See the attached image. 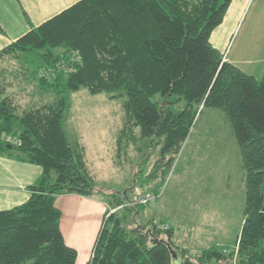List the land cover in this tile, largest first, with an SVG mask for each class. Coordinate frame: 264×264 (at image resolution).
I'll use <instances>...</instances> for the list:
<instances>
[{
  "label": "trees",
  "instance_id": "trees-1",
  "mask_svg": "<svg viewBox=\"0 0 264 264\" xmlns=\"http://www.w3.org/2000/svg\"><path fill=\"white\" fill-rule=\"evenodd\" d=\"M230 1L77 0L0 49V60L38 57L30 76L41 93L53 95L20 108L0 69V153L42 168L26 201L0 209V264L75 261L77 251L64 241L54 198L69 192L92 196L93 187L102 188L87 170L84 147L72 143L65 129V93L80 87L124 97L117 150L134 139L132 128L138 126L142 137L160 144L150 176L168 170L200 109L222 108L244 168V217L236 253L214 245L197 260L231 264L235 255L236 264H264V70L260 77L245 72L209 39ZM70 51L80 55L73 70L52 79L38 76L40 68ZM105 192L107 209L118 207L108 215L105 210L86 264H197L186 250L173 261L171 251L178 248L172 226H129L118 208L134 219L135 204L125 203L123 191Z\"/></svg>",
  "mask_w": 264,
  "mask_h": 264
},
{
  "label": "rangeland",
  "instance_id": "rangeland-1",
  "mask_svg": "<svg viewBox=\"0 0 264 264\" xmlns=\"http://www.w3.org/2000/svg\"><path fill=\"white\" fill-rule=\"evenodd\" d=\"M238 31L244 32L256 48L264 47V0L248 1L235 35ZM232 43L230 41L223 55ZM32 58L34 60L14 57L0 60V69L11 82L7 92L20 108L53 97L48 92L41 93L30 76L29 69L38 60V57ZM109 95L106 91L90 93L85 87L65 93L67 135L72 143L82 144L87 170L102 187H93V193L108 198L107 190L123 191L125 198L132 201L147 189L158 192L147 205L135 203L134 219L132 212L122 207L118 212H126L129 226L136 223L145 226L147 221L152 224L155 219L173 226L175 238L180 242L175 244L178 253L173 256L174 262L180 259L183 250L197 260L202 249L214 245L223 247L225 252L234 248L236 253L244 217L245 186L240 175L242 161L224 110L200 109L168 170L163 174L157 170L156 175L150 176L160 144L142 137L137 126L132 128L134 139L124 141L126 144L122 143L117 150L116 138L124 124V97ZM154 98L161 99L158 94ZM236 185L241 186L242 193L234 188ZM161 215L172 225L160 219ZM196 263L204 264L201 260Z\"/></svg>",
  "mask_w": 264,
  "mask_h": 264
},
{
  "label": "crops",
  "instance_id": "crops-1",
  "mask_svg": "<svg viewBox=\"0 0 264 264\" xmlns=\"http://www.w3.org/2000/svg\"><path fill=\"white\" fill-rule=\"evenodd\" d=\"M75 1L77 0H0V49L26 32L31 25L39 24ZM248 1L229 2L222 21L211 31L210 40L220 52H224L232 41L229 51L224 55L225 59L245 72L260 77L264 70V51H261L264 47L256 48L244 32L241 34L238 31L235 35ZM242 167L243 165L240 168V175L243 182ZM41 171V165L38 163L21 159L14 154L0 153V209L26 201L30 195L28 186L38 179ZM238 189L242 193L241 186ZM125 197L127 198L126 195ZM106 200V196L95 194L87 196L76 192L60 193L55 196L54 205L61 211L59 228L64 241L77 251L73 264H86L107 209ZM226 215L229 217L228 213ZM164 218L169 221L168 218ZM175 237L176 234L173 232L174 244L179 242Z\"/></svg>",
  "mask_w": 264,
  "mask_h": 264
},
{
  "label": "built area",
  "instance_id": "built-area-1",
  "mask_svg": "<svg viewBox=\"0 0 264 264\" xmlns=\"http://www.w3.org/2000/svg\"><path fill=\"white\" fill-rule=\"evenodd\" d=\"M80 59L79 52L77 51H70L67 54H64L60 56L57 61H55L53 64H50L46 67L40 68L38 72V76L46 78V79H52L57 73L59 72H70L71 70L74 69V64ZM6 140L11 141L12 143H19L18 139L15 137L11 136H6ZM159 193L153 190H146L143 192H140L136 198H134L132 201L129 199L126 200V203L129 204H142V205H147L157 197ZM115 208L114 207H109V209L106 212V215L108 213L112 212ZM152 225L155 228L159 229H167L169 227V223L167 221H160V220H153ZM231 264H236L235 262V255L233 256L231 260Z\"/></svg>",
  "mask_w": 264,
  "mask_h": 264
},
{
  "label": "water",
  "instance_id": "water-1",
  "mask_svg": "<svg viewBox=\"0 0 264 264\" xmlns=\"http://www.w3.org/2000/svg\"><path fill=\"white\" fill-rule=\"evenodd\" d=\"M171 254H172V256H176V254H175V252L173 250L171 251Z\"/></svg>",
  "mask_w": 264,
  "mask_h": 264
}]
</instances>
